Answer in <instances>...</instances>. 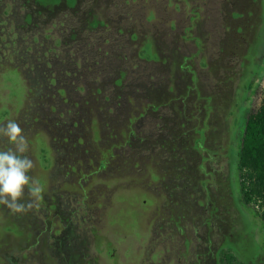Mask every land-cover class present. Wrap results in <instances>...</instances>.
Returning <instances> with one entry per match:
<instances>
[{
    "label": "rangeland",
    "instance_id": "1",
    "mask_svg": "<svg viewBox=\"0 0 264 264\" xmlns=\"http://www.w3.org/2000/svg\"><path fill=\"white\" fill-rule=\"evenodd\" d=\"M93 4L94 17L82 22L97 21L95 39L105 49L95 56V70L83 74L81 95L70 84L71 101H81L79 115L44 109L36 122L23 114L38 96L29 92L25 73L9 62L0 65L1 124L11 119L24 129L26 155L36 164L30 175L45 187L43 199L26 214L0 205V264H219L225 248L247 264H264V228L255 209L237 193L240 202L232 198L230 215L217 205L214 187L193 179L199 156L187 121L206 101L216 110L213 117L206 114L211 125L224 123L220 141L227 142L229 133L236 150L245 132L249 137L260 124V99L254 97L264 87V0ZM73 118L81 125L71 133L82 144L76 147L62 142L68 124L62 122L59 133L49 130ZM46 138L55 156L49 170ZM213 138L210 133L207 149ZM7 146L0 137V149ZM63 156L77 172L66 174ZM59 190L90 210L86 222L71 217L65 224V209L54 204L42 209Z\"/></svg>",
    "mask_w": 264,
    "mask_h": 264
},
{
    "label": "flooded vegetation",
    "instance_id": "2",
    "mask_svg": "<svg viewBox=\"0 0 264 264\" xmlns=\"http://www.w3.org/2000/svg\"><path fill=\"white\" fill-rule=\"evenodd\" d=\"M94 1L0 0V65L4 66V63L9 62L22 73L23 77L25 73L24 79H28L31 83L29 92H35L34 94L38 98L35 104L32 101L23 114L33 116L36 122L43 115L44 109L60 117L77 116L81 112V109L78 108L81 101H71V96H69L70 84H73L74 88H77L78 95H81L82 89L85 88L81 80L83 74L89 70H95L99 52L105 49L99 46L97 42L99 37L95 39L97 37L93 31L98 28L97 21L82 22L94 17V13H96ZM86 3H89V6L83 8V4ZM88 34L90 36L87 39ZM102 38L103 40L107 39L105 35ZM95 56H97L96 59ZM63 89L66 91L65 96L60 92ZM199 89L203 92L202 87ZM203 97L205 98L206 95ZM201 102H203L202 106L193 110L187 119L193 125L191 130L193 133L192 148L199 156L198 167L196 168L198 173L194 171L195 177L193 179H198V184L207 187L206 189L214 187L219 196L217 205L230 214L229 210L234 205L232 198L237 205L241 198L235 142L229 133H227V142L220 141V138L225 136L223 132L225 130L224 123L217 122L211 125L206 114L213 117L216 110H210L212 107L206 108V101ZM60 105H64V107H60ZM3 120L0 118V124ZM62 122L69 125L67 129L63 130L64 133L60 134L63 144H72L73 147L82 145L78 138L77 141L71 138L73 130L81 126L78 125L80 119L73 118L71 123H67L63 119L60 121L61 124L59 122L54 123L52 125L54 128L49 130L56 133L62 132L60 130ZM236 128L237 123H233L231 130L236 132ZM97 131L99 133V130ZM129 132V136L132 134L134 137L132 131ZM209 132L214 136L213 147L207 149ZM63 137L67 142L63 140ZM56 139L57 137L54 138V140ZM46 144L51 149L52 161L44 167L49 170L55 160L54 146L52 140L47 138ZM108 150L111 151V149L106 151ZM88 151L89 149L86 150L87 153H89ZM110 156L111 154L108 158ZM108 158L104 165L101 160L103 169L109 165ZM62 159L60 164L67 167L66 174L77 172L74 161L66 162L65 156ZM202 165L204 169L201 168ZM237 193H239L240 198H238ZM54 194L57 197L56 201L53 202L49 199L48 208L42 209L52 210V204H54L55 209H65L66 214L63 217L65 224L71 217L78 218L83 222L87 221L86 215L89 214L90 210L84 206L82 201L70 195L71 193L60 190ZM60 195L70 200L66 204L62 203L59 199Z\"/></svg>",
    "mask_w": 264,
    "mask_h": 264
},
{
    "label": "clouds",
    "instance_id": "3",
    "mask_svg": "<svg viewBox=\"0 0 264 264\" xmlns=\"http://www.w3.org/2000/svg\"><path fill=\"white\" fill-rule=\"evenodd\" d=\"M0 137L11 145L6 150L0 149V205L13 214H26L43 199L45 187L30 175L36 164L26 155L29 143L20 124L11 119L0 124Z\"/></svg>",
    "mask_w": 264,
    "mask_h": 264
},
{
    "label": "trees",
    "instance_id": "4",
    "mask_svg": "<svg viewBox=\"0 0 264 264\" xmlns=\"http://www.w3.org/2000/svg\"><path fill=\"white\" fill-rule=\"evenodd\" d=\"M253 84L250 85L252 87ZM260 99V124L245 132L237 150L238 174L240 180L241 200L253 207L256 216L264 228V87L258 86L254 100ZM36 147V146H35ZM37 150V148H36ZM219 264H247L231 248L220 252Z\"/></svg>",
    "mask_w": 264,
    "mask_h": 264
}]
</instances>
